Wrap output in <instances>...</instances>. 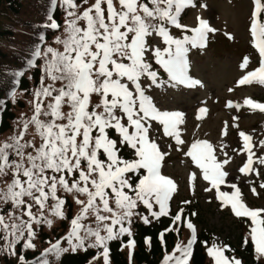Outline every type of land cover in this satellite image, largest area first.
<instances>
[{
    "label": "snow or ice",
    "instance_id": "snow-or-ice-1",
    "mask_svg": "<svg viewBox=\"0 0 264 264\" xmlns=\"http://www.w3.org/2000/svg\"><path fill=\"white\" fill-rule=\"evenodd\" d=\"M61 6L66 14L63 26L49 16L47 27H63V36L55 38L62 50L47 46L46 50L37 47L34 51L33 56L43 58L45 67L41 87L33 93L32 115L18 124L12 137L0 142V183L4 184L0 187V240L5 242L0 251L17 255L18 244L35 249L34 225L50 226V217L66 218L67 197L71 196L80 212L71 220L72 230L65 238L70 247H62L60 241L52 243L38 264H50L49 255L58 258L70 250L86 251L88 247L102 249L95 258L102 256L104 264H109L108 242L131 235L125 225L140 215L136 209L143 205L153 217L168 215L177 187L161 174L162 162L169 155L162 142L170 138L181 150L185 141L179 126L184 113L159 109L148 93L162 85L200 86L201 82L188 74L186 57L190 48L205 46L207 34L216 29L201 17L191 29L180 22L186 8L197 6L196 0H94L91 5L89 0H61ZM170 27L191 35L176 37ZM250 33L260 56L259 66L246 71L238 84L264 85V0H255ZM153 37L160 38L165 47L151 44ZM33 64L29 61L30 66ZM248 65L245 57L241 68L248 69ZM161 70L167 80H161ZM44 79L50 82L44 83ZM94 97L98 99L94 101ZM245 104L264 112V103L248 99ZM228 106L240 107L231 102ZM198 112L206 113L207 108ZM226 128L227 124L223 134ZM239 135L246 162L238 171L246 177L261 176L259 167L253 165L264 166V156L252 151L250 134L241 131ZM259 146L264 148V140ZM125 147L133 152L134 159L121 155ZM215 153L211 143L198 140L184 155L209 182L205 191L215 189L222 207H230L237 217L250 220V240L257 259H264V208L252 209L242 201L241 189L228 181L225 169L232 157L227 151L223 159ZM191 177L195 180L196 174ZM249 183L253 184V194L258 195L253 181ZM222 185L234 191H222ZM259 188L264 189V182ZM154 206L159 210L152 211ZM182 214L183 209L174 221H181ZM89 217L94 218V227L82 223ZM141 218L150 222L147 216ZM187 227L195 232L192 223ZM195 239L192 236L183 247L176 245L164 264H188ZM129 243L134 247V240ZM203 243L207 247L208 242ZM207 251L214 264H242L225 256L221 246L207 247ZM19 260L27 264L22 255Z\"/></svg>",
    "mask_w": 264,
    "mask_h": 264
},
{
    "label": "rangeland",
    "instance_id": "rangeland-1",
    "mask_svg": "<svg viewBox=\"0 0 264 264\" xmlns=\"http://www.w3.org/2000/svg\"><path fill=\"white\" fill-rule=\"evenodd\" d=\"M93 2L94 0H89V5ZM201 4H206L207 7H201ZM252 8L253 6L249 0H201L200 2L197 0L196 7L186 8L180 17L182 24L192 26L193 28L197 27L195 19L196 14H198L199 17L209 21L212 28L216 29L212 33L217 37L219 42L222 39L221 37H224L226 33L232 35L236 41L229 43V46L223 41L221 46L224 51L212 45L208 49L204 48L200 52H194L188 61V68L194 75V79L201 82L200 86L189 89L183 86L173 88L170 85H162L150 89L148 93L152 96L154 103L159 109L178 110L184 113L183 121L179 127L185 144L181 147V150H177V146L172 139H164L162 148L169 155L164 158L165 163L162 162L163 168L161 167L162 175L171 177L175 181V184L179 183L178 190L173 192L172 198L169 201L168 215L171 216L176 228L179 224L181 225L183 233L181 243L183 246L195 234L192 229L187 227L189 222L193 224L195 231L204 226L209 228L211 230L210 247L213 245L227 246V248H224V251L229 249V245H232L233 248L238 245L240 236L243 237L241 238L242 244H245L248 238L247 223L244 221L245 230L242 233L243 226L240 224L241 219L235 218L228 207H222L221 202H218L220 201L219 199L213 198L210 201V195L203 189L205 186L201 181L202 171L184 155L185 148L195 141L203 139L211 143L214 149H216L215 154L220 159L224 158L223 152L227 151L229 156L232 157L231 162L225 166V169L229 172L228 181L236 183L241 189L242 201L247 206H256L254 209L264 208V189L259 188V184L264 182V166L254 163L253 166H258L262 173L258 177L255 175L244 177L242 176L244 174L238 171V168L246 162V153L242 151L244 141L239 135L241 131L252 136L253 139L250 143L254 146L252 151L255 152L256 156H264V148L259 146V142L264 140V113L255 112L245 104H241L242 109L239 113L233 107L228 106L229 102L232 103L235 100L244 101L248 95H255V97L262 96L264 98V85L258 83V86L254 85L246 89L245 87L238 86L236 83V79L246 73L239 63L238 47L242 43L247 45V35L251 25L249 19L252 16ZM62 12L63 19H65L66 14L63 7ZM80 23L83 25L84 22L81 21ZM170 31L172 35L179 36L177 34L178 29L170 27ZM57 36H63V27L60 31L56 32V35L53 37L54 43L51 45L54 48L62 50L61 45L55 43ZM149 42L155 46H163L161 39L157 37L151 38ZM154 67L158 66L154 65ZM161 80L164 81L162 78ZM49 82V80L45 81V83ZM97 99L94 97V101ZM201 105L207 108L206 113L202 114L198 112ZM237 116L239 119L236 123L234 117ZM226 124V134H223ZM253 124L258 125V127L251 128ZM154 127L159 129V125H154ZM260 131L263 134H260ZM167 145H171V148L167 147ZM122 151L127 154V159L135 158L133 152L127 147ZM121 155H123L122 152ZM253 159L255 161V157ZM192 173L196 174L195 180L191 177ZM249 180L254 182L258 195L252 194ZM190 187L194 188V192L187 194L185 190ZM221 190L234 191L224 185L221 186ZM184 201H190V203L185 204L183 203ZM77 209L78 214L80 206ZM181 209H183L182 220L174 221L173 217ZM158 210V206H154L152 211ZM136 211L140 214L137 218L140 217L141 220H143L141 218L143 216H147L149 221L157 218L153 217L151 211L143 205H140ZM194 211H196V216L193 215ZM187 215L189 219H186ZM50 218L53 220V223L50 226L47 224L42 225L43 228L51 230L55 222L59 220V217ZM201 222L203 224H200ZM82 223L95 226L93 217L83 220ZM125 226L128 227V224ZM34 228L36 229V233H38L40 226L34 225ZM69 233L68 230L63 237L64 242L61 246L64 248L70 247L65 239ZM37 239L36 235L35 245L39 247ZM229 251L224 252V255L231 258ZM254 256L257 257V254L254 253ZM47 258L56 264L57 257L49 255Z\"/></svg>",
    "mask_w": 264,
    "mask_h": 264
},
{
    "label": "trees",
    "instance_id": "trees-1",
    "mask_svg": "<svg viewBox=\"0 0 264 264\" xmlns=\"http://www.w3.org/2000/svg\"><path fill=\"white\" fill-rule=\"evenodd\" d=\"M49 16L63 26L65 19L61 0H0V142L12 137L17 131L18 124L32 115L33 93L41 87L40 81L44 78L45 67L43 58H36L33 53L37 47L46 50L47 46H51L54 43L53 37L60 31L47 27L50 23ZM186 35L191 33L186 32ZM218 42V39H214L211 44ZM245 51L248 53L252 51L251 46H246ZM150 58L152 57L148 59ZM29 61H34V64L30 66ZM46 80L44 79V83ZM251 99L253 102H264V98ZM0 187H4V184L0 183ZM78 207L71 196H68L66 218L56 221L51 230L40 226L37 233L39 247L24 249L18 244L17 255H7L0 251V264H23L18 260L21 255L29 264V260L36 256L38 248L40 251L51 247V244L58 241L66 232ZM240 224L243 226V233L245 230L243 219L240 220ZM169 225L170 218L167 216H161L150 223L133 219L131 235L125 234L108 242L109 264H162L171 245L178 240L172 230L163 233L164 244L168 250L163 249L159 235ZM205 231L202 229L198 234L188 264H213L203 243L207 241L209 244L211 241ZM247 235L248 242L244 245L238 243L236 254L242 264H264V259L258 260L254 256L256 252L249 238L248 229ZM131 240L135 241L134 247L129 243ZM4 244L5 242L0 240V247ZM101 251L102 249L92 247H88L86 251L83 248L77 251L70 250L62 253L56 264H104L102 256L99 259L95 258ZM50 264L54 262L50 260Z\"/></svg>",
    "mask_w": 264,
    "mask_h": 264
}]
</instances>
